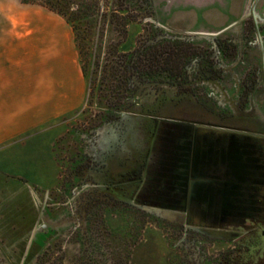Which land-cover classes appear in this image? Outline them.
Returning a JSON list of instances; mask_svg holds the SVG:
<instances>
[{"label":"rangeland","instance_id":"obj_1","mask_svg":"<svg viewBox=\"0 0 264 264\" xmlns=\"http://www.w3.org/2000/svg\"><path fill=\"white\" fill-rule=\"evenodd\" d=\"M21 1L0 0V264H223L231 239L122 202L114 183L133 171L129 156L149 154L154 132L197 107L264 129V0L221 20L209 14L217 0H153L152 18L142 2L116 17L119 1L104 0L78 43L63 17ZM153 38L182 44L181 85L132 69L127 53ZM84 66V104L15 136L13 120L42 106L49 77Z\"/></svg>","mask_w":264,"mask_h":264},{"label":"flooded vegetation","instance_id":"obj_2","mask_svg":"<svg viewBox=\"0 0 264 264\" xmlns=\"http://www.w3.org/2000/svg\"><path fill=\"white\" fill-rule=\"evenodd\" d=\"M206 74L198 76L212 80ZM192 114L180 127L152 132L149 154L128 157L133 171L114 183L119 187L114 196L231 239L234 245L223 264H264L263 126L256 118L234 125L203 107ZM113 162L120 164L110 162L109 181Z\"/></svg>","mask_w":264,"mask_h":264},{"label":"trees","instance_id":"obj_3","mask_svg":"<svg viewBox=\"0 0 264 264\" xmlns=\"http://www.w3.org/2000/svg\"><path fill=\"white\" fill-rule=\"evenodd\" d=\"M101 1L104 0H22L21 2L24 5H41V7L63 17L72 26L76 35V42L78 43L86 40V30L84 29L92 26L91 20L94 15H97L96 17L104 16L103 14L100 15L99 3ZM118 1L119 8L115 11L113 10V15H116V17L120 16L119 11H125L128 14L132 11L130 7H126L127 3L134 5L139 2H142L143 9L150 13L149 17L153 15V0ZM77 46L79 49H86L81 44ZM181 50L182 44H180L179 40L162 39L158 41L153 38L142 47L140 46L128 52L126 56H131V63L134 62L131 65L132 69L143 79L164 78L178 82L179 79H184L189 73L186 72L187 68L185 67L189 57L183 58L185 52ZM86 70L84 66L83 73L85 77H87Z\"/></svg>","mask_w":264,"mask_h":264},{"label":"crops","instance_id":"obj_4","mask_svg":"<svg viewBox=\"0 0 264 264\" xmlns=\"http://www.w3.org/2000/svg\"><path fill=\"white\" fill-rule=\"evenodd\" d=\"M250 2L251 0H217L215 6H213L214 10L209 11V14L213 13L221 20L227 16L231 17L238 15L242 8H246L244 15H251V13L247 11ZM261 8L264 9V6ZM200 12L204 14L202 20L205 21L206 9ZM226 28L228 27H224V29ZM54 58L58 59L57 56ZM49 79V81L47 80V82L44 83L45 101H43L42 106L32 107L30 111L26 113V117H23L24 114L20 113L13 120L11 126L16 130L15 136L36 127H41L51 120H57L61 115L71 111L74 112L84 104L87 84L85 83L86 77L82 67L77 77H73L71 73L65 72L57 78L51 79L49 77ZM1 90L3 91V89ZM6 130H8V126L0 117V144L6 140L5 135L2 133V131Z\"/></svg>","mask_w":264,"mask_h":264},{"label":"water","instance_id":"obj_5","mask_svg":"<svg viewBox=\"0 0 264 264\" xmlns=\"http://www.w3.org/2000/svg\"><path fill=\"white\" fill-rule=\"evenodd\" d=\"M219 128V127H218ZM220 128H222L223 130H228V131H231V132H238L239 130H235V129H225V128H223V127H220ZM150 209V208H149Z\"/></svg>","mask_w":264,"mask_h":264}]
</instances>
